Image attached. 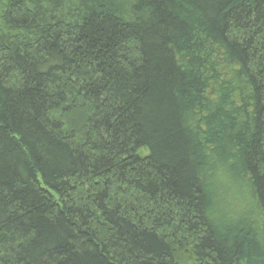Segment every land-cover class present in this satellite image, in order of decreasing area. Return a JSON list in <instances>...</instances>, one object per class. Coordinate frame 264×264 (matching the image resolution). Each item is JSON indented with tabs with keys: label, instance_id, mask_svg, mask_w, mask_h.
Listing matches in <instances>:
<instances>
[{
	"label": "trees",
	"instance_id": "16d2710c",
	"mask_svg": "<svg viewBox=\"0 0 264 264\" xmlns=\"http://www.w3.org/2000/svg\"><path fill=\"white\" fill-rule=\"evenodd\" d=\"M0 264H264V0H0Z\"/></svg>",
	"mask_w": 264,
	"mask_h": 264
},
{
	"label": "rangeland",
	"instance_id": "374dc122",
	"mask_svg": "<svg viewBox=\"0 0 264 264\" xmlns=\"http://www.w3.org/2000/svg\"><path fill=\"white\" fill-rule=\"evenodd\" d=\"M213 187H214V188H216V185H215V184H213ZM217 188H218V186H217ZM216 191H217V189H216ZM228 201H229V200H228ZM232 202H233V201H232Z\"/></svg>",
	"mask_w": 264,
	"mask_h": 264
}]
</instances>
